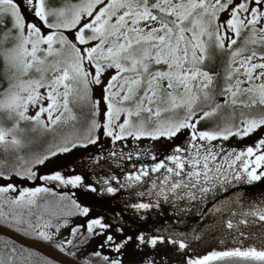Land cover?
I'll use <instances>...</instances> for the list:
<instances>
[{
	"label": "snow or ice",
	"instance_id": "1",
	"mask_svg": "<svg viewBox=\"0 0 264 264\" xmlns=\"http://www.w3.org/2000/svg\"><path fill=\"white\" fill-rule=\"evenodd\" d=\"M0 153V264H264V0H0Z\"/></svg>",
	"mask_w": 264,
	"mask_h": 264
},
{
	"label": "rangeland",
	"instance_id": "2",
	"mask_svg": "<svg viewBox=\"0 0 264 264\" xmlns=\"http://www.w3.org/2000/svg\"><path fill=\"white\" fill-rule=\"evenodd\" d=\"M96 96L99 97V89L96 90ZM103 139V137H102ZM143 143H148L147 141H144ZM247 143H251V141H245V144ZM235 144V143H233ZM81 161V157L79 155V159H72L70 156H67V158L65 159L64 156H61L59 158V162L61 163H67L69 165V167H75L76 165H78ZM51 166V165H50ZM52 167V166H51ZM47 199L51 200V201H55L56 198H53V197H50L48 196ZM192 223V222H190ZM220 237L219 235H217L216 237H211V236H205L204 240L200 241V242H197L194 247L196 248V250L198 252H206L208 250H212L213 248L217 249V250H223L225 247H233L235 246L234 245V242L230 239V238H227L224 240V243L221 244L220 243Z\"/></svg>",
	"mask_w": 264,
	"mask_h": 264
},
{
	"label": "water",
	"instance_id": "3",
	"mask_svg": "<svg viewBox=\"0 0 264 264\" xmlns=\"http://www.w3.org/2000/svg\"><path fill=\"white\" fill-rule=\"evenodd\" d=\"M0 236L3 238H6L10 241H15L16 243H23L25 246H32V241H26L23 237L19 236L18 234L11 232L10 230H0ZM36 252H38L40 255L47 256L49 255V249L47 246H44L43 244L37 243L36 247L34 248ZM68 259V258H65Z\"/></svg>",
	"mask_w": 264,
	"mask_h": 264
},
{
	"label": "trees",
	"instance_id": "4",
	"mask_svg": "<svg viewBox=\"0 0 264 264\" xmlns=\"http://www.w3.org/2000/svg\"><path fill=\"white\" fill-rule=\"evenodd\" d=\"M101 136H102V133H101ZM247 141V140H246ZM231 143H235V141H232ZM72 159L74 158V159H79V153H77L76 154V156L75 157H73V156H71V155H69ZM3 158V154L2 153H0V159H2ZM11 159V158H10ZM49 167H51L50 165H49ZM42 171H43V169H42ZM260 188H264V185H257V187H255V188H252V189H250V191L251 192H256V191H258ZM50 197H52V196H50ZM53 198H55V197H53ZM11 241L10 240H8V239H6V238H3V237H0V256H4L5 255V244H8L9 246L11 245ZM92 250V248H90V246H89V251H91Z\"/></svg>",
	"mask_w": 264,
	"mask_h": 264
},
{
	"label": "flooded vegetation",
	"instance_id": "5",
	"mask_svg": "<svg viewBox=\"0 0 264 264\" xmlns=\"http://www.w3.org/2000/svg\"><path fill=\"white\" fill-rule=\"evenodd\" d=\"M95 247V242H93L92 245H90V248Z\"/></svg>",
	"mask_w": 264,
	"mask_h": 264
}]
</instances>
